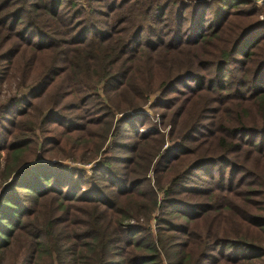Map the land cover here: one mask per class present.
<instances>
[{
    "label": "trees",
    "instance_id": "1",
    "mask_svg": "<svg viewBox=\"0 0 264 264\" xmlns=\"http://www.w3.org/2000/svg\"><path fill=\"white\" fill-rule=\"evenodd\" d=\"M261 15L0 0V264H264Z\"/></svg>",
    "mask_w": 264,
    "mask_h": 264
},
{
    "label": "rangeland",
    "instance_id": "2",
    "mask_svg": "<svg viewBox=\"0 0 264 264\" xmlns=\"http://www.w3.org/2000/svg\"><path fill=\"white\" fill-rule=\"evenodd\" d=\"M252 2H254L257 6H261L263 4V0H251ZM264 15L259 16L260 20H263ZM16 93V82L15 81H11L9 83H3L2 85H0V101H5L7 98H9L10 96H12L13 94ZM155 96L151 97L149 100V103L147 105H145V107L143 108L145 110V113L147 114V116L154 122L157 123L158 127H159V117L156 115L155 113L152 111L148 110L149 105L154 101ZM47 100V99H45ZM37 109L34 111L35 114H39L43 111L48 112V110H46V104L45 101L40 102L36 105ZM167 132V129L165 131V133ZM56 163H53V162ZM51 164H56V165H65L68 166L70 168H77V169H84L87 171L88 174H90V169L94 164H90V165H86L83 166L79 163L73 162L71 159L69 160H57V159H53L52 161H50ZM152 226H154V222H152ZM15 255L12 254L10 256V259H6V261L4 262V264H12L15 262Z\"/></svg>",
    "mask_w": 264,
    "mask_h": 264
},
{
    "label": "built area",
    "instance_id": "3",
    "mask_svg": "<svg viewBox=\"0 0 264 264\" xmlns=\"http://www.w3.org/2000/svg\"><path fill=\"white\" fill-rule=\"evenodd\" d=\"M53 163H56L55 161Z\"/></svg>",
    "mask_w": 264,
    "mask_h": 264
}]
</instances>
